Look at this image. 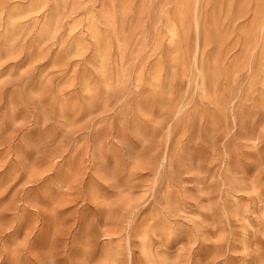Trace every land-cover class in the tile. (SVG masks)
<instances>
[{
  "label": "rangeland",
  "instance_id": "1",
  "mask_svg": "<svg viewBox=\"0 0 264 264\" xmlns=\"http://www.w3.org/2000/svg\"><path fill=\"white\" fill-rule=\"evenodd\" d=\"M196 1L0 0V264H264V0Z\"/></svg>",
  "mask_w": 264,
  "mask_h": 264
},
{
  "label": "bare ground",
  "instance_id": "2",
  "mask_svg": "<svg viewBox=\"0 0 264 264\" xmlns=\"http://www.w3.org/2000/svg\"><path fill=\"white\" fill-rule=\"evenodd\" d=\"M134 3V2H133ZM199 4H200V0H197L196 1V6L199 7ZM134 7V6H133ZM196 7V13H195V20H196V24H197V27H198V30H200L201 28V21H200V12H199V9ZM133 9V8H132ZM125 12V10H124ZM212 27V26H211ZM173 31V35L174 36H177L178 35V32L176 29H172ZM217 31V30H216ZM200 33V31H198ZM198 33V34H199ZM199 60H196V63H198ZM198 65V64H197ZM199 69V68H198ZM200 73V72H199Z\"/></svg>",
  "mask_w": 264,
  "mask_h": 264
}]
</instances>
